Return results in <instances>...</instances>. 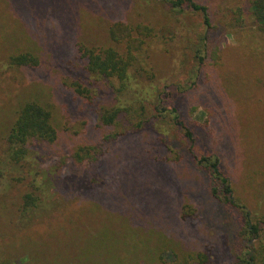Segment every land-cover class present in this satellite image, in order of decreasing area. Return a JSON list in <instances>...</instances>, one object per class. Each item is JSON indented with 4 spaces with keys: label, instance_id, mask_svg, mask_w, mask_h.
I'll return each mask as SVG.
<instances>
[{
    "label": "rangeland",
    "instance_id": "rangeland-1",
    "mask_svg": "<svg viewBox=\"0 0 264 264\" xmlns=\"http://www.w3.org/2000/svg\"><path fill=\"white\" fill-rule=\"evenodd\" d=\"M195 1L214 26L206 43L202 14L165 0H0V264H233L256 241L242 211L211 194L203 156L220 159L264 235V33L249 0ZM118 22L153 30L122 97L148 110L106 143L113 87L88 78L79 47L123 53L109 36ZM24 54L38 64L12 65ZM89 83L94 106L77 92ZM28 101L52 112L58 139L32 148L34 169L11 168L7 134ZM91 146L101 160L78 163ZM28 193L40 206L21 216Z\"/></svg>",
    "mask_w": 264,
    "mask_h": 264
},
{
    "label": "trees",
    "instance_id": "trees-1",
    "mask_svg": "<svg viewBox=\"0 0 264 264\" xmlns=\"http://www.w3.org/2000/svg\"><path fill=\"white\" fill-rule=\"evenodd\" d=\"M165 1L169 2L174 9H189L202 14L206 28V34L204 35L206 43L208 33L214 30L209 8L198 4L195 0ZM248 9L253 25L257 27L258 31L264 33V0H249ZM109 36L113 43L121 44L123 53H120L121 51L116 48L96 50L79 47V51L82 53L81 59L87 61L85 70L88 73V78H95L93 80L94 84L98 82L106 84L107 81H111L113 87V102L103 107L105 112L100 117L102 126L115 130L108 134L101 133V141H105L106 143L116 141L120 135L126 133L127 126L132 123V115H138L137 117H139L141 112L144 114L148 110L143 103V99L130 97L123 101L122 97L127 95L126 90L131 85V78L129 76L131 67L136 63L140 52L147 45L148 39L154 37L152 28L145 24L132 25L123 22L114 24L110 28ZM206 56H208V52H197L196 59L199 68L203 67ZM11 63L12 65L31 67L36 66L38 60L31 55L24 54L13 57ZM144 90L146 91V88H143L141 92L144 93ZM77 92L94 106L95 92L90 88V83L88 85L80 84ZM143 121H137L136 127L141 126ZM177 124L186 127L179 120ZM186 135L192 140L193 134L190 131H187ZM57 139L58 132L53 123L52 112L37 101H28L20 107L16 120L9 129L6 138L7 147L3 152L5 158L1 162L11 168L20 166L21 168L28 167L34 169L37 158L33 156L32 148L38 145L46 146L54 144ZM95 148L93 146L79 148L75 153V160L78 163L86 160L92 167V165L101 160V157L105 153L103 152L99 156ZM197 161L199 166L210 172L209 175L212 182L210 190L213 197L225 206L242 211L245 220L243 233L246 234L247 239L256 241L253 247L248 249L244 254L239 255L233 264H264V235L261 233L263 230L261 223L254 220L247 208L236 199L230 179L220 168V159L214 156H203ZM18 181L21 182L20 179ZM34 187L36 190H40V188ZM22 200L21 216H25L26 214L28 216L32 210L40 206L38 202L41 201V196L36 195V193H28L23 196ZM198 260L200 263L206 262L208 260L207 253L199 254Z\"/></svg>",
    "mask_w": 264,
    "mask_h": 264
}]
</instances>
